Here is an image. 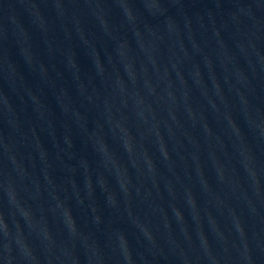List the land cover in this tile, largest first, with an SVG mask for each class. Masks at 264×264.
Here are the masks:
<instances>
[{"label": "water", "instance_id": "1", "mask_svg": "<svg viewBox=\"0 0 264 264\" xmlns=\"http://www.w3.org/2000/svg\"><path fill=\"white\" fill-rule=\"evenodd\" d=\"M0 264H264V0H0Z\"/></svg>", "mask_w": 264, "mask_h": 264}]
</instances>
